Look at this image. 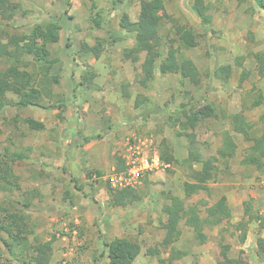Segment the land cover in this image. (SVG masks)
Instances as JSON below:
<instances>
[{
	"label": "rangeland",
	"instance_id": "1",
	"mask_svg": "<svg viewBox=\"0 0 264 264\" xmlns=\"http://www.w3.org/2000/svg\"><path fill=\"white\" fill-rule=\"evenodd\" d=\"M141 1L124 0L114 5L113 0H12L19 7L4 25L9 35L29 36L50 19H58L62 29L60 41L50 47L52 59L58 62L49 80L39 75L38 65L32 70L38 74L43 103L57 109H20L12 104L0 114V149L25 154L13 164L20 189L1 193L0 199L32 202L25 210L35 233L32 239L53 242L52 264H110L104 241L125 237L142 246L135 264H161L148 254L154 247L166 259L173 249L182 253L175 264H218L222 245H230L229 255L241 258L243 264H264V76L253 56L264 53V10L255 0H206V15L211 20L204 21L192 12V0H164L166 13L195 33L194 46L186 54L198 67L201 82L195 85L180 75L159 71L175 38L173 24L167 21L156 35L160 58L155 78L145 89L139 84L145 56L136 62L126 58L125 51L136 41L135 34L122 26L138 21ZM97 13H101L100 27L93 22ZM99 39L109 42L101 57L81 59L78 52L82 45L94 46ZM113 40L117 41L112 44ZM228 65L233 69L231 78L215 77V71ZM85 76L91 85H81ZM140 95L148 100L145 108L161 107L164 111L139 117L142 109L136 108V99ZM8 97L14 103L19 100L12 93ZM182 104L188 105L190 114L211 104L218 114V118L200 121L196 129H190L199 141L191 151L193 159L217 156L226 132L237 146L232 159L217 163L216 177L207 184L209 190L190 197L186 190L192 189L195 181L188 182L187 168L194 160L186 159L188 141L177 134L189 136V130L171 122L177 117L186 121L177 112ZM30 119L46 128L31 130L26 122ZM98 135L102 138L85 142ZM133 135L152 137L159 154L166 142L180 164H166L163 171L149 176L138 187L141 201L114 208L108 185L115 189L112 183L108 178L94 180L93 175L106 168L111 173L112 166L117 170L125 141ZM257 141H263L262 151L253 150ZM252 154L258 160L255 164L249 163ZM85 175L89 185H85ZM169 196L185 200L186 210L196 206L201 219L209 207L226 197L231 218L219 226L204 227L201 234L187 227L183 219L181 237L164 252L161 243L168 234L163 227L168 216L163 209ZM247 206L251 208L248 215ZM252 215L258 219L252 221ZM243 220L248 224L245 242L237 229Z\"/></svg>",
	"mask_w": 264,
	"mask_h": 264
},
{
	"label": "trees",
	"instance_id": "2",
	"mask_svg": "<svg viewBox=\"0 0 264 264\" xmlns=\"http://www.w3.org/2000/svg\"><path fill=\"white\" fill-rule=\"evenodd\" d=\"M124 0H113L114 5L122 3ZM239 3H245L247 0H238ZM257 5L264 10V0H255ZM68 4H70L68 2ZM18 5L12 0H0V114L14 104L20 109L31 107L42 108L45 110H55L57 106L45 105L43 103V89L38 86L37 76L33 68L38 65L39 75L47 77L52 74L54 66L58 60L52 59V51L50 47L60 41L61 23L58 19H50L47 23L35 27L31 35H9L4 31V25L8 24L16 16ZM206 0H192V12L204 21H210L211 17L206 15L208 11ZM101 13H97V18L94 19L95 25L100 27ZM72 18V17H70ZM171 21L173 24L174 41L170 45L167 53L163 56L159 71L162 74H177L182 78L189 80L195 85L201 82V75L194 61L186 54L188 50L194 46L195 33L192 28L177 22L166 13L164 0H142L141 13L137 22H128L122 24L123 29L127 32L135 34V45L132 49L125 51V56L132 59L134 62L140 60V56L144 54L142 63V72L139 84L147 89L148 85L155 78L156 64L160 58L158 45L155 43L158 29L165 22ZM117 40H113L114 44ZM107 40L99 39L94 46L83 44L78 54L81 59L95 58L99 59L103 53ZM254 58L259 63V70L264 76V53L254 54ZM28 58V59H27ZM28 61H26V60ZM2 63H7L9 66H2ZM86 64V63H85ZM233 69L231 66H222L215 71V77L221 80L231 78ZM60 73H57L55 80L59 83ZM86 76L83 77L81 85H86ZM89 85L92 83L89 82ZM12 93L17 95L19 100L14 103L8 95ZM128 98V97H127ZM148 100L143 95L136 99V108L142 109L139 117L149 118L152 114H159L164 111L161 107L145 108V102ZM188 105L182 104L177 112L182 117L186 118L183 121L181 117L172 120L173 126L183 130H194L200 121L218 118L215 108L211 104H207L196 113H188ZM31 130H44L45 124L33 119L26 121ZM178 136H183L182 133H177ZM101 136L90 137L85 139V142L98 140ZM237 146L233 141L229 132L224 134L222 147L218 150V155L207 159L201 158L200 155L194 158L191 153L189 160H196L203 164L201 171H193V188L186 190L187 197L192 196L197 192L208 191L207 184L213 181L216 177L218 168L217 163L220 160L228 162L235 156ZM253 150H263V141H257ZM25 158L23 153H12L9 148L0 149V194L6 191H12V188L20 189L18 176L14 172L13 164L17 161H22ZM160 158L163 163L168 165L180 164L174 155L171 153L166 142H162L160 149ZM258 161L252 154L249 157V163L255 164ZM245 164L248 161L244 162ZM125 162L122 157H119L117 172L125 170ZM99 177L103 176L102 171L96 173ZM109 185L110 203L114 208H126L128 205L141 201L142 196L138 188H128L123 190L113 189ZM76 188L83 191L78 185ZM169 203L164 206V213L168 216V223L163 225L168 229L167 237L164 239L161 246L163 251L171 249L172 244L179 240L182 231L179 226L183 219H186L187 227L193 228L196 233L201 234L204 227H216L221 225L225 220L231 218V211L227 205L226 197H222L217 203L209 207L206 211V217L201 219L198 209L193 206L186 210L185 200L169 196ZM32 206L29 200L13 201L0 199V263L1 264H52L54 255L53 242H42L35 238V233L28 223V217L25 215V210ZM251 212V208L247 206L246 214ZM258 219L252 215L251 220ZM247 221H241L237 229L242 231L241 242H245L247 238ZM104 254L110 261V264H135L142 253V246L137 241L131 238H115L111 241H104ZM259 244L263 241L259 239ZM231 246L222 245L221 257L222 260L218 264H243L241 258H231L229 256ZM158 247L149 248L148 254L152 258H157L161 264H175V260L183 256L182 253L171 250V257L168 259L162 258ZM177 253L178 256H175ZM8 255V256H5ZM103 256V254H102ZM5 259V261H2Z\"/></svg>",
	"mask_w": 264,
	"mask_h": 264
},
{
	"label": "built area",
	"instance_id": "3",
	"mask_svg": "<svg viewBox=\"0 0 264 264\" xmlns=\"http://www.w3.org/2000/svg\"><path fill=\"white\" fill-rule=\"evenodd\" d=\"M121 156L125 170H115L109 177L112 186L118 190L138 188L153 173L167 167L150 136L133 135L126 139Z\"/></svg>",
	"mask_w": 264,
	"mask_h": 264
},
{
	"label": "crops",
	"instance_id": "4",
	"mask_svg": "<svg viewBox=\"0 0 264 264\" xmlns=\"http://www.w3.org/2000/svg\"><path fill=\"white\" fill-rule=\"evenodd\" d=\"M192 130H189V131H187V133L189 134V136H186V135H183V136H181L182 138H186L187 140L186 141H188V145H189V147H188V157L186 158V159H188L189 157H190V154H191V151L194 149V143H199V141H198V139H197V135H196V133L195 134H192V132H191ZM235 139V138H234ZM155 142H156V139H155ZM248 143V142H247ZM91 144H89V146H90ZM89 146H87L86 147V149H88L89 148ZM157 146V145H156ZM248 148H250L251 149V146H248ZM250 151V150H249ZM202 154H203V152H201ZM176 157V159L177 160H179L178 159V157L177 156H175ZM185 159V160H186ZM204 159V158H203ZM113 163V162H112ZM108 165V164H107ZM197 165H200L201 167L199 168V169H197ZM108 166H110V165H108ZM170 167V166H169ZM188 169V176H189V179L191 180V181H188V182H192V183H194V180H193V177H192V175H193V171H201L202 169H203V164L202 163H200V162H197L196 160H194V162H192V163H190V165H189V167L187 168ZM112 172L110 173L109 172V170H108V168H106V170H103L102 171V173H103V176L102 177H99L97 174H95V175H93V177H94V180H96L97 178H108L109 179V177H110V175L115 171V168H114V166H112ZM161 171H163V170H160V171H156L155 173H153L152 175H151V177L153 176V175H156V173H158V172H161ZM98 171H96V173H97ZM106 172H108V173H106ZM88 176V175H87ZM226 178H229V177H226ZM84 181H85V185H89V181H88V179H87V177H86V175L84 176ZM110 181V180H109ZM227 184H230L229 182H227ZM101 193L102 194H104V192L103 191H101ZM181 198V197H180ZM229 202H230V200H229ZM230 206V205H229ZM232 207V206H231ZM205 215H207V214H205ZM205 218V217H204ZM180 230H182V228L180 227ZM103 247H104V244H103ZM105 249V248H104ZM182 252V251H181ZM230 256V255H229ZM231 257V256H230ZM231 258H235V257H231Z\"/></svg>",
	"mask_w": 264,
	"mask_h": 264
}]
</instances>
